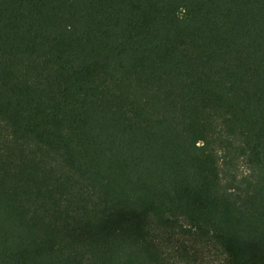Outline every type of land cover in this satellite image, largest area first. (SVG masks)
<instances>
[{
	"label": "trees",
	"instance_id": "trees-1",
	"mask_svg": "<svg viewBox=\"0 0 264 264\" xmlns=\"http://www.w3.org/2000/svg\"><path fill=\"white\" fill-rule=\"evenodd\" d=\"M0 264H264V0H0Z\"/></svg>",
	"mask_w": 264,
	"mask_h": 264
}]
</instances>
